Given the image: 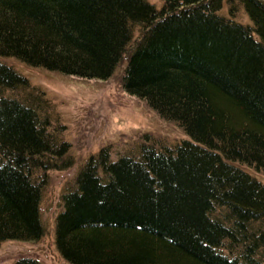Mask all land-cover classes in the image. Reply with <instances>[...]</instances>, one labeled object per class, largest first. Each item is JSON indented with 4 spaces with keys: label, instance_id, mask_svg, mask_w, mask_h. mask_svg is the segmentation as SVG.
<instances>
[{
    "label": "trees",
    "instance_id": "trees-1",
    "mask_svg": "<svg viewBox=\"0 0 264 264\" xmlns=\"http://www.w3.org/2000/svg\"><path fill=\"white\" fill-rule=\"evenodd\" d=\"M160 2L0 0V245L43 237L48 173L73 165L45 93L1 60L100 82L123 65V91L187 139L90 156L61 196L59 256L264 264V185L243 169L264 174V0Z\"/></svg>",
    "mask_w": 264,
    "mask_h": 264
},
{
    "label": "rangeland",
    "instance_id": "rangeland-1",
    "mask_svg": "<svg viewBox=\"0 0 264 264\" xmlns=\"http://www.w3.org/2000/svg\"><path fill=\"white\" fill-rule=\"evenodd\" d=\"M160 9V0H147ZM225 11V10H224ZM242 23L248 24L246 17ZM24 77L30 85L45 93L53 120L61 127L63 140L69 146L73 165L64 171H50L39 205L44 235L35 242L7 241L0 245V264H14L20 259H31L38 264H67L57 253L54 228L62 210L61 196L72 186L80 166L101 147L109 146L113 158L127 152L145 135L160 139L172 146L187 139L175 125L165 122L150 111L144 103L128 95L120 85L121 65L107 81H82L29 69L14 60H1ZM261 184L264 174L243 166Z\"/></svg>",
    "mask_w": 264,
    "mask_h": 264
}]
</instances>
